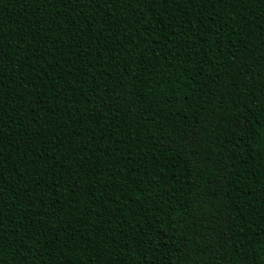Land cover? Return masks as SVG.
I'll use <instances>...</instances> for the list:
<instances>
[{"label": "trees", "instance_id": "trees-1", "mask_svg": "<svg viewBox=\"0 0 264 264\" xmlns=\"http://www.w3.org/2000/svg\"><path fill=\"white\" fill-rule=\"evenodd\" d=\"M0 264H264V0H0Z\"/></svg>", "mask_w": 264, "mask_h": 264}]
</instances>
